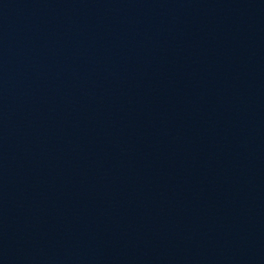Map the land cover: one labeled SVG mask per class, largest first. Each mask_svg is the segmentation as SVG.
<instances>
[{
    "label": "water",
    "instance_id": "95a60500",
    "mask_svg": "<svg viewBox=\"0 0 264 264\" xmlns=\"http://www.w3.org/2000/svg\"><path fill=\"white\" fill-rule=\"evenodd\" d=\"M0 264H264V0H0Z\"/></svg>",
    "mask_w": 264,
    "mask_h": 264
}]
</instances>
